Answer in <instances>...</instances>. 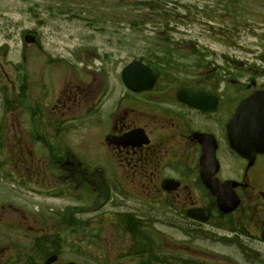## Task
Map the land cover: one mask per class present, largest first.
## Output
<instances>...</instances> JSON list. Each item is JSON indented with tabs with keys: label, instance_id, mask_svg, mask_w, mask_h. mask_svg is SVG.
Listing matches in <instances>:
<instances>
[{
	"label": "flooded vegetation",
	"instance_id": "af4514ba",
	"mask_svg": "<svg viewBox=\"0 0 264 264\" xmlns=\"http://www.w3.org/2000/svg\"><path fill=\"white\" fill-rule=\"evenodd\" d=\"M62 1L72 21L74 0ZM89 1L101 9L98 32L140 42L120 44L138 52L123 66L91 50L60 59L35 32L17 59L0 44V264L52 256L50 264H67L64 240L96 243L82 253L90 264H235V254L264 264V152L241 157L228 130L241 100L264 96V0ZM239 17L247 29L260 25L255 59L217 55L177 27L196 18L232 26ZM220 25L203 31L235 48L237 28ZM120 45H109L117 57ZM27 54L39 58L31 61L37 76H27ZM133 61L151 70V86H125ZM253 110L247 143L264 121ZM26 192L66 205L29 209Z\"/></svg>",
	"mask_w": 264,
	"mask_h": 264
},
{
	"label": "rangeland",
	"instance_id": "374dc122",
	"mask_svg": "<svg viewBox=\"0 0 264 264\" xmlns=\"http://www.w3.org/2000/svg\"><path fill=\"white\" fill-rule=\"evenodd\" d=\"M78 3L73 4V20L69 21L66 15L67 3L62 0H0V25L2 23L1 16L7 19L6 25L0 28V44H7L11 59H17L18 51L25 45L34 44L26 41L25 37L28 33H37V39L42 45V48L50 54L58 55L60 59L65 60H81L87 55L86 50H91L89 55L105 54V58L121 60L123 66L131 56H135L138 52L131 50L129 46L122 47L120 44L129 45L132 43L135 49L139 48L138 40H131L132 36H114L104 35L98 32L100 19L102 14L99 9V4L87 0H77ZM80 1V2H79ZM196 2V0H191ZM198 3V2H197ZM199 5V3H198ZM241 26L233 33L232 43L233 49H225L219 42L217 35L209 34L203 31V28L218 27L217 24L202 18L186 21V24H178L179 28H190L193 32L189 34V38L197 41L200 48L205 47L206 50L220 55L221 53L230 54L235 60L244 58L255 59L260 55L259 51V23H251L250 28H244L245 19L239 20ZM247 22V21H246ZM201 29L202 34H196V31ZM120 38V40H118ZM230 42V41H229ZM120 45V55L113 46ZM25 46V47H26ZM24 47V48H25ZM32 48H34L32 46ZM32 48H27L31 49ZM41 58V57H40ZM38 57H33L27 54V76H37L33 68L32 60H37ZM92 59V57H90ZM219 61V60H218ZM256 62L255 64H257ZM1 187H6L3 181H0ZM0 187V189H1ZM24 198L29 205V209L37 207L40 211H49V209H59L66 205L63 199L46 198L44 195H39L32 192H26ZM65 229V228H63ZM59 230V229H58ZM160 230H164L163 228ZM59 233V232H58ZM60 233H62L60 231ZM8 236V231L2 233ZM85 233L79 229L78 235L83 236ZM95 230L90 231V235H94ZM11 235V234H10ZM55 239L60 242L63 240L59 237L66 238V233L58 235L56 229L53 234ZM158 236V235H157ZM67 239V238H66ZM84 240V239H83ZM93 242V241H92ZM62 249L61 258L64 261H72L76 264H90L83 257V252L89 251L91 254L95 251L96 243L91 245V248H86L85 241L69 242L64 240L58 244ZM86 249V250H85ZM222 256V255H221ZM235 264H243L240 255H234ZM10 264H24L22 262H11Z\"/></svg>",
	"mask_w": 264,
	"mask_h": 264
},
{
	"label": "water",
	"instance_id": "95a60500",
	"mask_svg": "<svg viewBox=\"0 0 264 264\" xmlns=\"http://www.w3.org/2000/svg\"><path fill=\"white\" fill-rule=\"evenodd\" d=\"M151 75V71L138 62L130 63L124 68L122 72V78L125 85L134 91L142 90L147 86H151L149 83V77ZM179 96L181 98H185L184 96ZM262 103H264V96H262L260 93L241 101L236 106L235 112L228 123L231 146L235 152L243 157H247L248 155L253 156L256 153L264 152V121L262 122L261 126L256 127L257 132L255 137L253 136L251 138V142L247 143L244 141V119L245 115H247V109H251L254 104H257L258 110L253 111H257V114L260 113V115L264 117V104ZM194 106H197L198 108L200 107L196 104H194ZM252 112L250 111L249 113L251 114ZM249 129L250 132L253 131L251 126H249ZM53 260L54 256L50 257L46 263H50Z\"/></svg>",
	"mask_w": 264,
	"mask_h": 264
}]
</instances>
